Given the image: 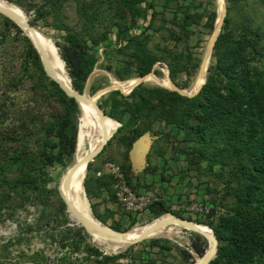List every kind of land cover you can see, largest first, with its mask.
Segmentation results:
<instances>
[{"label": "trees", "instance_id": "obj_1", "mask_svg": "<svg viewBox=\"0 0 264 264\" xmlns=\"http://www.w3.org/2000/svg\"><path fill=\"white\" fill-rule=\"evenodd\" d=\"M7 1L29 13L34 11L31 23L39 33L42 34L38 28L43 27L59 33L60 54L54 42L47 40L49 54L65 66L71 85L80 92L85 91L96 67L111 72L126 87L131 84L129 80L148 75L158 64L169 68L172 80L180 88H189L203 58L195 51L202 40L193 46L191 39L203 33L202 29L212 35L219 15L212 0L208 4L165 0L162 12L157 10L159 0ZM226 1L223 29L207 82L198 95L189 98L143 83L129 95L113 91L102 97L100 107L122 126L90 162L84 188L94 217L104 225L112 220L110 228L132 233L139 218L120 205L115 189L117 179L102 172L103 163L119 166L125 183L140 192L151 188L142 182V177L155 174L158 169L161 181L171 182L175 174L170 161L182 159L187 166L180 171L179 182L189 180L190 190L197 180L198 187H206L212 196L206 220H196L211 227L219 240L218 254L211 264H264V0ZM169 11L171 16H167ZM148 19L147 25H140V20ZM0 49L3 54L10 51L22 62L20 72L12 77L0 68V223L39 200L45 207L41 224L49 219L46 225L55 221L61 227L69 222L70 215L59 191L48 185L54 182L51 169L57 165L68 169L74 158L88 149L78 140L83 107L80 109L77 101L47 75L30 38L1 13ZM2 64L0 60V67ZM155 74L162 73L155 70ZM27 81L31 82L32 96L23 104L16 93ZM146 83L159 84L151 77ZM101 88L93 84L92 93ZM43 105L52 110L44 111ZM168 127L177 130V137L165 130ZM147 134L157 138L154 153L160 164L154 165L149 155V165L142 175L135 176L132 153ZM115 143L119 148L117 157H109L97 167ZM212 181L224 186L221 197L211 187ZM51 196L58 200L52 203ZM160 197L153 199L148 209L152 217L149 222L169 213L194 220L185 215L181 206L175 210ZM109 203L118 205L119 219L115 218L117 209L107 207ZM103 205L107 207L104 213ZM72 231L69 226L61 230V250H69L61 258L65 264H119L121 258L136 259L144 253L151 254L154 248L161 252H171L173 248L168 240L152 238L125 252L105 255L88 242L91 236L84 228L75 236ZM191 234L192 248L201 258L208 251L209 242L198 233ZM139 246L149 250L139 251ZM179 251L180 264L196 263L192 253ZM78 253L84 255L75 257Z\"/></svg>", "mask_w": 264, "mask_h": 264}, {"label": "rangeland", "instance_id": "obj_2", "mask_svg": "<svg viewBox=\"0 0 264 264\" xmlns=\"http://www.w3.org/2000/svg\"><path fill=\"white\" fill-rule=\"evenodd\" d=\"M6 2H9L7 0H4ZM202 1L206 4H208L209 0H198ZM215 4V7L218 11V17L220 16V12L222 11L224 0H212ZM39 2V1H37ZM11 3V2H9ZM14 4V3H11ZM165 4V0H159V5L157 6V10L159 12L163 11V6ZM16 5V4H14ZM19 7L18 5H16ZM177 6L176 3L172 5L173 8ZM23 12H26L30 19L34 18V11H31L30 13L27 12L25 9H22L19 7ZM25 13V14H26ZM171 12L167 13V16H171ZM151 16L149 17V19ZM149 19L147 22L140 20V25L144 24L147 25L149 22ZM41 24V22H40ZM201 28L202 27H198ZM41 30L42 34L40 33L41 37L43 38L46 47H47V40H52L56 47L58 48L59 54H60V48L57 45V42H60L59 33L51 28H38ZM200 29V30H201ZM203 33L195 35L191 39V44L193 46H196L198 43V39L202 40V43L200 47H197L195 49L196 52H198L200 55H204V52L210 42L211 36L207 31L204 29ZM26 34V33H25ZM64 34V33H62ZM114 36V35H113ZM14 44V43H13ZM12 44V45H13ZM11 50H13L10 47ZM48 50V47H47ZM102 51L100 54H102ZM49 53V51H48ZM50 56V54H49ZM61 56V55H60ZM51 61L60 75V77L69 85L71 86V78L68 75V71L66 70L65 66L57 62L56 60H53V58L50 56ZM0 60L3 63L1 65V70L6 74L8 77H12L16 74H18L21 70V60H18L15 58L14 54L10 51L7 54H3V51L0 49ZM103 60L100 61L102 63ZM66 65V64H65ZM156 70L161 72L162 74L160 76L154 75L151 76V78H154L159 84L161 85H169V77H168V69L166 65H160L158 64L156 66ZM199 73L193 78L191 85L186 90L189 92H194L196 88H198V81H199ZM167 77V78H166ZM115 79V80H114ZM136 79V78H133ZM187 77L184 75L183 80H186ZM113 81L118 83L120 85V80H118L111 72L101 69L100 67H96L94 70L89 84H88V90L92 93V85L93 84H99L102 86L101 89L109 87L113 85ZM150 86H159V84L155 83H146ZM195 84V85H194ZM121 86V85H120ZM30 87L31 82L27 81L23 88L17 92V97L19 98V101L23 104H27L28 101L31 99V93H30ZM194 88V89H193ZM100 89V90H101ZM104 96H107L104 95ZM102 100V98L99 99V102ZM42 109L44 111H51L52 108L47 105H43ZM98 125L93 117L86 116L85 113H82L80 116V134H79V141L83 148H90L92 144L96 141L97 135H98ZM166 131H172V134L174 137H177V130L173 127L165 128ZM156 141L157 138L153 137L150 134H147L144 136L137 144L136 147L132 153V160L134 164V173L135 176L138 174L142 175V171L149 165V155L151 156L152 163L160 164V159L157 157V154L154 153V148L156 147ZM119 152L118 145L115 143L112 147H110L104 154V157L102 161L96 164V166H102L104 160H106L109 157H117V153ZM172 153V149H169L168 156H170ZM152 154V155H151ZM75 162V158L72 162V165ZM107 163H103L102 166V172L103 173H109V170H106L105 165ZM170 164L173 169V173L175 174L174 177L171 179V182H163L160 179V172L161 170L158 169V171L155 174H148L145 177H142V182L146 183V185H150V189H144L142 188L140 191L145 192L152 196L153 199H159L162 198L168 203L174 207L175 210L181 209L185 211L186 216H191L194 218V221L197 219L206 220L205 216L196 215L193 213H190V208L195 204H204L208 208H212V205L210 204L211 199V193L207 190L206 187L199 188L198 187V181H194L193 187L189 190L188 182L189 180H186L184 183H180V171L185 169L187 164L184 160H180L179 162L170 161ZM72 165L69 166L72 167ZM68 168V169H69ZM64 168L61 165H57L55 168L51 169V174L54 176V182L50 183L48 187L52 190L57 189L59 191L60 196L61 195V184L64 178V175L66 171L68 170ZM86 178H81L76 184L77 188V195H76V201L79 204H82L84 207V210L91 215V217H94L92 208H91V202L88 196H86L85 188H84V181ZM211 187L216 188L218 197H221L223 194V188L224 186L222 184H216V182L212 181L210 183ZM190 192V195L188 196L187 193ZM81 196V197H80ZM182 196V197H181ZM80 199V200H79ZM50 200L53 202L58 200L57 196H51ZM81 201V202H80ZM120 206V205H119ZM107 207H110L114 210L117 209L118 211V205L109 203ZM104 205L101 207V212H106L107 208ZM122 210V209H121ZM123 211V210H122ZM45 212V207L39 200H33L31 203L27 204V206L23 209H20L15 216L12 218L6 219L4 222L0 223V264H65L62 263L61 258L63 254L69 253L68 249L61 250V242L64 237V234L61 233L62 229H65L66 227L72 228V236L77 235V232L79 230H82V226L79 225L77 222L74 221L73 218H71L66 225H63L61 227H57V222L50 221L49 225L47 224L48 220L43 221L44 223L41 224V217ZM119 212V211H118ZM121 215V211L116 215V219H119ZM169 215H166L163 218L169 217ZM152 219L150 216V212L146 211L142 218H139V223L135 226L133 229V232L139 229L146 228L152 223L158 222V220H154L153 222H149ZM74 223H73V221ZM125 223L127 221L125 220ZM112 224V220L109 221V224L106 225L109 227V225ZM131 229V230H132ZM93 237V238H92ZM90 239H88V242H90L92 245H94L96 248H99L101 251L107 252L110 255H116L122 252H125L127 249H125L124 244H116L112 241L106 240V239H99L97 237L92 236ZM151 239H164L171 242V245L173 246L171 252H169V255L171 257V264H180L182 262V256L179 251V249L186 250L193 254L194 258L196 260L199 259V256L194 252L192 248L193 243V235L191 234V231L184 229L180 226H173V227H167L157 234L150 237ZM9 244L8 248H5L4 245ZM142 246L138 247V250L141 249ZM125 249V250H124ZM39 254L41 255V258H34L33 256ZM160 253L153 252L151 253L149 258H156L155 261L159 264L163 262L162 259H160L159 256ZM84 254H75V257H82ZM140 257V256H138ZM137 257V258H138Z\"/></svg>", "mask_w": 264, "mask_h": 264}, {"label": "water", "instance_id": "obj_3", "mask_svg": "<svg viewBox=\"0 0 264 264\" xmlns=\"http://www.w3.org/2000/svg\"><path fill=\"white\" fill-rule=\"evenodd\" d=\"M0 13L2 15L6 16L7 18H9L10 20H12L24 33H25V29L30 31V32H36V30H37V28L31 23V19L29 18V16L27 15L26 12L25 13L27 16L23 17V16H20L19 14H17L16 12H14V10H12L11 8L0 4ZM226 15H227V1L224 0L222 11L220 12V16L218 17L217 22H216L215 30L211 36L210 42H209V44H208V46L204 52L203 58H202V64H201L200 73H199V78L202 79V83L199 85V87L194 92H189L186 89L180 88L172 80V78L170 76V70L168 67H167V69H168L169 85H161L160 84L159 86L167 88L173 92H177L180 95L185 96V97H189V98L195 97L196 95H198L201 92L202 88L204 87V85L207 82L209 67H210V64L212 61V57H213V53L215 50L217 40L219 39V36H220L222 29H223V25L225 22ZM27 36L29 37V35H27ZM30 40L32 41V43L34 44L35 48L37 49V51L40 55L42 64L44 66V69H45L47 75L52 80H54L56 83H58L59 86L61 87V89L69 97L74 98L77 101V103L80 106V109H81V103L89 104L99 114V116L101 117L103 122H106L107 120H112L117 124L116 128L112 132L105 130V132L103 134V141L98 147H96L94 150H92L88 154H86V156L84 158H82V160H79L78 162H76L72 165L70 170L67 172V176L64 180L65 181L64 186L66 188L69 185V182L71 181V179L73 178L74 174L77 172L78 169H80L83 165L86 164V170H88V166H89L90 162L95 161V159L103 152V150L108 145L110 140L115 136V134L117 133L119 128L122 126V124L118 120L111 118L100 107L99 99L102 98L104 95H106L110 92H113V91H121L123 94L129 95L137 86L145 83V80L147 79V77L156 75L155 74L156 67L148 75L136 78L137 81H136L135 85L133 87H131V89L129 91L123 90L120 86L111 85V86L103 88V89L97 91L95 94L91 95V93L88 90V84H89L91 77L88 80L87 87H86L84 92H80L79 90H77L73 86V84L71 86L65 84L64 82H62L61 80L58 79L55 71L53 70V68L50 64L49 58H48L46 52L44 51V49L40 45L36 44L31 38H30ZM79 134H80V126H79ZM78 140H79V135H78ZM85 192H86V190H85ZM86 196H87V193H86ZM62 199L64 200V202L66 204L67 212L71 215V218L74 216L77 223L79 225H81L91 237L93 234H100L102 237H104L105 239H108L110 241L127 242L129 244L128 247L137 245V244H139L145 240L151 239L149 237L151 232H146L145 234H143L138 239L131 240L128 237V233L130 230L126 231V232L114 230V229L104 225L98 219L97 220L99 221V224H97V223L91 221L86 216H83L82 214H80L76 210V208L74 207L73 203H71L65 197H62ZM87 199H88V197H87ZM169 214H170V217L161 221L159 224L155 225L153 230L169 227V226H172L175 224V225H178L184 229H187L189 231H192V232H195V233H198V234L204 236L209 242V248H208V251L206 252V254L201 258L199 257V259L196 261L195 264H211V262L217 257L218 249H219V240H218L214 230L211 227H209L203 223H200V222H197L194 220L183 219V218H180L177 215L172 214V213H169ZM169 214H165L156 220H159L160 218H162L166 215H169ZM203 226L208 227L212 232L209 234L207 231L202 229Z\"/></svg>", "mask_w": 264, "mask_h": 264}, {"label": "bare ground", "instance_id": "obj_4", "mask_svg": "<svg viewBox=\"0 0 264 264\" xmlns=\"http://www.w3.org/2000/svg\"><path fill=\"white\" fill-rule=\"evenodd\" d=\"M0 4L2 5H5L9 8H11L12 10H14V12H16L17 14H19L20 16H23V17H26L27 15L25 14V12H23L19 7H17L16 5L14 4H11L9 2H6L4 0H0ZM25 33L27 35H29V37L38 45H40L44 51L46 52L48 58H49V61H50V64L53 68V70L55 71L57 77L59 80H61L62 82H64L65 84H67L61 77L60 75L58 74V72L56 71L52 61H51V58L49 56V53H48V50H47V47H46V44L43 40V38L41 37L40 33L36 30V32H30L28 30L25 29ZM151 76L147 77L150 78ZM167 78V77H166ZM147 79L145 80V82L147 81ZM115 80V79H114ZM130 81V85L129 86H126V87H122L120 86L118 83H114L113 85H116V86H120L123 90L125 91H129L131 89V87H133L136 83V79H131L129 80ZM116 82V81H115ZM202 83V79L199 78V81H198V87L199 85ZM68 85V84H67ZM195 85V84H194ZM194 89V88H193ZM197 89V88H196ZM81 106L83 107V110H84V113L86 114V116H91L94 118V120L96 121L97 125H98V135H97V139L96 141L92 144V146L87 149L86 151H84L78 158L75 159V162H78L79 160H82V158H84L86 156V154H88L90 151L94 150L96 147H98L102 141H103V134L106 131H109V132H112L117 124L112 121V120H107L106 122H103L101 117L99 116V114L94 110V108L89 105V104H85V103H81ZM71 168V167H70ZM70 168L66 171L65 175H64V178H63V181H62V184H61V195L62 197H65L67 200H69L71 203H73L74 207L76 208V210L82 214L83 216H86L87 218H89L91 221L99 224V221L96 220L95 218L91 217V215H89L85 210H84V207L82 204H79L77 201H76V195H77V188H76V184L77 182L79 181V179L81 178H86L87 176V170H86V164L83 165L80 169L77 170V172L74 174L73 178L71 179V181L69 182V185L65 188L64 186V180L67 176V172L70 170ZM81 197V196H80ZM80 200V199H79ZM81 202V201H80ZM170 217V216H169ZM169 217H166V218H163L161 220H159L158 222L156 223H152L150 224L149 226H147L146 228H143V229H139L135 232H132V233H128V237L129 239L131 240H134V239H138L139 237H141L143 234H145L146 232H151L149 237L157 234L158 232H160L161 230L167 228H161V229H157V230H153L154 229V226L159 224L161 221L169 218ZM74 219L75 222H77L74 218V216L72 217ZM73 221V223H74ZM172 226H178V225H172ZM170 227V226H169ZM203 230L207 231L209 234L212 232L208 227H202ZM92 236L94 237H97L99 239H105L104 237H102L100 234H93ZM93 238V237H92ZM108 240V239H106ZM110 241V240H109ZM116 244H124L125 245V249L128 248L129 244L127 242H120V241H112ZM124 249V250H125Z\"/></svg>", "mask_w": 264, "mask_h": 264}, {"label": "built area", "instance_id": "obj_5", "mask_svg": "<svg viewBox=\"0 0 264 264\" xmlns=\"http://www.w3.org/2000/svg\"><path fill=\"white\" fill-rule=\"evenodd\" d=\"M105 168L106 170H109V173L113 174L117 179V182L115 183V189L120 205L126 212L135 214L138 216V218H142L143 214L148 211L153 202L152 196L145 192L135 191L129 187L125 183V177L119 166L108 162L105 165ZM101 174L102 172L99 173V175ZM190 213L207 217L210 213V208L204 204H195L190 208ZM141 249L144 252L149 250V248H146L145 246H142ZM155 250V252L160 253L158 257L163 260L161 264H171V257L168 256L169 251L161 252L159 248H156ZM104 254L110 255L107 252H104ZM150 255L144 253L136 259L133 257H125L121 258L118 262L119 264H159L155 261L156 258H149Z\"/></svg>", "mask_w": 264, "mask_h": 264}, {"label": "crops", "instance_id": "obj_6", "mask_svg": "<svg viewBox=\"0 0 264 264\" xmlns=\"http://www.w3.org/2000/svg\"><path fill=\"white\" fill-rule=\"evenodd\" d=\"M114 83H116V82H114ZM146 247V246H145ZM147 248V247H146ZM156 248H154L153 250H152V252L151 253H153V252H155L156 250H155Z\"/></svg>", "mask_w": 264, "mask_h": 264}]
</instances>
